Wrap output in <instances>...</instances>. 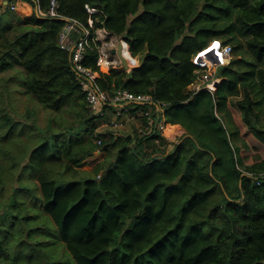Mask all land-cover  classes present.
Returning a JSON list of instances; mask_svg holds the SVG:
<instances>
[{
    "label": "trees",
    "instance_id": "16d2710c",
    "mask_svg": "<svg viewBox=\"0 0 264 264\" xmlns=\"http://www.w3.org/2000/svg\"><path fill=\"white\" fill-rule=\"evenodd\" d=\"M37 7L46 11L49 0ZM56 10L91 17L139 58L129 72H99L102 91L150 96L184 133L178 144L158 134L106 140L58 46L64 20L0 12V74L19 66L26 95L57 111L82 110L64 125L49 117L45 136L30 112L27 123L0 105V264H264V0H58ZM214 44L229 45L231 59L213 95H190L193 59ZM96 56L89 50L83 64L95 69ZM28 130L43 138L26 150ZM103 147L117 152L111 165L80 177L77 168ZM28 203L51 219L64 256L32 255L49 236L37 238ZM14 227L28 239L10 238ZM14 241L15 257L6 246Z\"/></svg>",
    "mask_w": 264,
    "mask_h": 264
},
{
    "label": "built area",
    "instance_id": "2783aa9c",
    "mask_svg": "<svg viewBox=\"0 0 264 264\" xmlns=\"http://www.w3.org/2000/svg\"><path fill=\"white\" fill-rule=\"evenodd\" d=\"M58 0H49V7L46 11H41L37 7V14L42 17L64 20V24L58 33V46L61 50L69 55L71 68L76 74L78 84L81 91L84 93V100L87 107L93 114L98 116L100 123L106 121V109L111 110L114 119L121 120L129 114V104H154L157 109L153 112L148 109L141 111V118L144 123L138 128V134L141 136L152 137L159 135L166 139V136L176 142L180 134L176 131L167 135L169 125L163 115V104L153 100L148 95H135L131 92L119 89L113 95L108 96L102 91L97 83L99 72H104L109 69H123L121 60L116 53H111L112 50H117L120 47L122 56L126 59L130 69L138 64L128 47V43L121 37L108 32L103 27H95L96 20L89 17L86 23L70 17H65L59 14L56 10ZM38 3V0H35ZM87 8L89 14H95L98 11L93 8ZM14 10V5L10 6ZM96 52L95 69L86 67L83 64L85 55L88 51ZM124 51L130 55V58L124 56ZM211 55V64H207L203 59L202 53H198L194 59L195 64L199 67L196 71L195 81L190 85L188 91L190 95L198 92H206L210 95L214 94L216 86L220 81L218 69L229 63L231 59V47L229 45L218 46ZM124 70V69H123ZM126 71V70H125ZM113 124L117 127L118 124L112 121L104 122V126ZM112 126L109 129H114ZM100 128V125L99 127ZM101 139L97 140V145L101 148ZM100 149H98L99 151ZM262 176L264 173L261 174ZM99 178V175H97Z\"/></svg>",
    "mask_w": 264,
    "mask_h": 264
},
{
    "label": "rangeland",
    "instance_id": "374dc122",
    "mask_svg": "<svg viewBox=\"0 0 264 264\" xmlns=\"http://www.w3.org/2000/svg\"><path fill=\"white\" fill-rule=\"evenodd\" d=\"M218 46L219 44H214L210 48L211 53H207V52L205 53H207V55L215 54V52L213 53V51H215V49L218 48ZM136 59L137 61H139V58H136ZM21 70H22L21 67L19 68V66H15V69L8 70L0 74V105L6 109V112L12 118H14L15 120L24 119L25 122L29 123L31 119L27 120L24 117L26 116L24 114L28 111L30 112V115H34L33 120L35 124L39 126V128L40 127L44 128L46 126L49 117H53L54 118L53 120L55 122L62 123L63 125L67 122V119L68 121L79 119V117L76 114H78L82 110L80 107L74 104H64L62 105L61 109L57 111L55 108H47V107L42 106L38 101H35L30 96L26 95L23 90V87L21 86L22 79L24 78L23 71ZM105 113H106V116H105L106 121L104 122L108 123L109 121H112V123H116L118 124V126L113 127V124H108L107 126H104V122L102 124L100 123V128H98L97 130L98 133L106 132V134L109 135L111 132H108V131H110L109 127L111 126L114 128L113 129L114 131L112 132L114 134H119V133L122 134L124 132V133H130V134L135 135L137 133V129L134 123L128 122L125 116L121 120H116L114 119L111 112L106 110ZM64 118L66 119L65 122H64ZM76 124L77 122L72 121V122H69L68 126L71 127ZM41 130H44V132L42 133L43 135H45V132H46L45 136L50 135L48 126ZM26 134L28 136V142H29L28 145L23 144V148H25L26 150L29 147L31 148L35 147V145L41 142L40 138H43L41 136L40 130L38 131L28 130ZM1 145H4V144H1ZM102 151H103L102 153L103 161L101 165H104L107 163L106 164V168H107V166L111 165V163L114 161L117 152L115 148L113 147H106V148L103 147ZM81 169H84L85 172H87L86 173L87 175L93 176L95 173L93 165L82 167ZM26 199H29V198H26ZM3 200H6V196L0 199V201H3ZM28 205L30 206V209H31L32 204L28 203ZM5 210L3 211L5 212ZM30 213H31L30 223H32L31 225L40 226L39 227L40 231L35 233L38 235L37 238L40 239V233L42 236L43 235L49 236L47 240L48 242H46L44 239L43 240L40 239L38 248L31 250L32 255L34 257H38L40 254L39 250H41L47 253L49 252V255L52 257L64 256L66 250L64 251V246L60 243L59 239H57L56 237L57 232L54 228V225L51 219L44 213L40 212L38 208H32ZM6 220L7 218L4 217L3 213L0 212V227L1 226L3 227V223L6 222ZM6 228H7V225L4 227V231ZM8 231L10 232V235H9L10 238L16 239L19 237H25V239H28L27 233L25 232L26 229L14 227V228L8 229ZM3 234H4L3 231L0 230V236ZM6 246H7L8 251L13 257L18 256L20 248L16 247L17 245L15 244V241L14 243L8 242ZM28 249H30V246L25 247L24 251H27Z\"/></svg>",
    "mask_w": 264,
    "mask_h": 264
},
{
    "label": "crops",
    "instance_id": "0c3cea01",
    "mask_svg": "<svg viewBox=\"0 0 264 264\" xmlns=\"http://www.w3.org/2000/svg\"><path fill=\"white\" fill-rule=\"evenodd\" d=\"M11 5H14L15 9L12 10L15 14L19 15V16H22V17H30L33 13L36 12V2L35 0H0V12H3L5 10H7V8H9ZM210 50V49H209ZM207 50V51H209ZM206 52V51H205ZM205 52H202V55H204ZM197 56V55H196ZM195 56V57H196ZM194 57V59H195ZM205 56H203V59H204ZM209 57L213 60L214 58H212L211 54H209ZM138 58V57H136ZM194 59H193V62H194ZM195 63V62H194ZM190 87V86H189ZM139 105H149L150 108H148V110L150 111H155L157 109L156 105L154 104H139ZM129 106V111L132 109L130 107V104L128 105ZM107 111L111 112V110H109V108H105ZM143 110V108H140L136 113H130L128 114V116H125L126 117V120L130 123H134L136 129H137V133H138V128L141 127L143 125L142 123V118H141V111ZM97 122L98 124L100 125V120L97 119ZM98 125V127H99ZM98 130V128H97ZM114 130L113 129H110V131L108 132H111L110 135L113 134V139H116L117 137H120V136H123V137H131L132 141L131 143H135V138H138L136 136H134V134H130V133H122V134H114L112 133ZM178 132L180 134V137L178 138V140L176 142H174L173 140H171L170 138H168L166 136V141L168 142H171L173 144H178V142L180 141L184 131L183 129L181 128V126L177 125V124H170L169 125V129L167 131V135H169L170 133L172 132ZM133 132V131H132ZM106 133V132H104ZM110 135H108L106 137V140H108L110 137ZM141 136V135H140ZM140 140V139H139ZM102 153L103 151L102 150H96L93 155L89 158H86L82 164L80 165V167H78V171H79V176L80 177H92V175H87L85 172L84 169H81L82 167H86V166H90V165H93V168H95L96 166L98 165H101L103 159H102ZM107 164V163H106ZM104 164V165H106ZM82 174V175H81ZM84 174V175H83Z\"/></svg>",
    "mask_w": 264,
    "mask_h": 264
},
{
    "label": "water",
    "instance_id": "95a60500",
    "mask_svg": "<svg viewBox=\"0 0 264 264\" xmlns=\"http://www.w3.org/2000/svg\"><path fill=\"white\" fill-rule=\"evenodd\" d=\"M35 14H37V13L35 12ZM111 53H116L117 54V56L121 60V64H122V67H123L124 70L127 71V70L130 69V67H129L127 61H126V59L121 54V50H120V47L119 46H118L117 50H112Z\"/></svg>",
    "mask_w": 264,
    "mask_h": 264
},
{
    "label": "bare ground",
    "instance_id": "6f19581e",
    "mask_svg": "<svg viewBox=\"0 0 264 264\" xmlns=\"http://www.w3.org/2000/svg\"><path fill=\"white\" fill-rule=\"evenodd\" d=\"M124 56H125L126 58H130V55H129L127 52H125V51H124ZM202 56H205V57H204V60H205V62H206L207 64H211V63H212V59L209 57V55H207V53H205V54L202 55Z\"/></svg>",
    "mask_w": 264,
    "mask_h": 264
}]
</instances>
